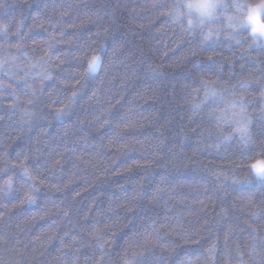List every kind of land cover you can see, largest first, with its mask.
<instances>
[{"label":"clouds","instance_id":"clouds-1","mask_svg":"<svg viewBox=\"0 0 264 264\" xmlns=\"http://www.w3.org/2000/svg\"><path fill=\"white\" fill-rule=\"evenodd\" d=\"M0 264H264V0H0Z\"/></svg>","mask_w":264,"mask_h":264}]
</instances>
